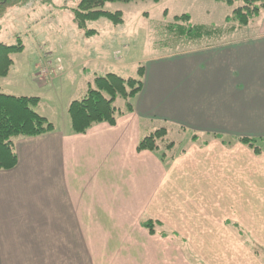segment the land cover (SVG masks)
Masks as SVG:
<instances>
[{"label":"crops","instance_id":"obj_1","mask_svg":"<svg viewBox=\"0 0 264 264\" xmlns=\"http://www.w3.org/2000/svg\"><path fill=\"white\" fill-rule=\"evenodd\" d=\"M259 15L247 37L141 60L143 86L115 125L74 134L67 109L76 96L60 111L41 98L35 109L54 130L16 139L17 165L0 170V264H193L195 252L208 264H259L239 229L264 231V154L255 157L239 141L228 149L216 137L167 164L137 149L173 126L223 138L264 134V9ZM99 73L90 72L86 93ZM145 215H165L193 255L170 237L151 236L141 226ZM211 245L226 247L230 258H210Z\"/></svg>","mask_w":264,"mask_h":264},{"label":"rangeland","instance_id":"obj_2","mask_svg":"<svg viewBox=\"0 0 264 264\" xmlns=\"http://www.w3.org/2000/svg\"><path fill=\"white\" fill-rule=\"evenodd\" d=\"M243 3L244 0H235L233 5L215 0H209V2L201 0L110 1L97 8L107 12L108 15L87 21L85 27H82L75 17V12L80 10L81 0H22L21 4L7 8L0 17V44L21 46L20 51L9 54L13 60L11 65L6 66L5 63L3 66L5 75L0 77V91L17 96L42 98L45 105L57 107L60 111L61 106L66 105L70 96H76L75 98L79 99L86 94V89L83 90L85 81L93 70L97 73L104 72V74H97V77L114 72L125 78L138 77V70L140 66H143L139 64L141 60L144 61L164 52L180 53L190 50L199 42H223L235 37H247L254 30L259 29L260 15L255 16L249 26H238L228 20L233 10ZM176 12L190 14L191 18L188 21L177 19ZM196 25L202 27L199 30L194 28L195 33L192 36L189 33L180 32V29L187 30L188 27ZM209 29L212 30L210 33ZM197 35L200 37L197 38ZM207 35L209 38H206ZM93 83L94 81L91 84ZM120 99L122 98L118 99L116 105L124 108L126 102ZM47 110L50 109L47 108ZM175 127H167V134L159 140L165 139L166 143H170L172 147L168 150V155L164 157L165 161L171 160V155L176 157L180 153H186L187 148L193 143L199 145L203 141L210 143L215 139L212 135L189 128L181 130ZM219 136L225 142L224 147L228 149L237 142V137ZM253 139L260 142L258 150L261 153L256 154L249 148L248 150L253 152L255 157H261L264 154V142H262L264 134ZM173 142L174 145H172ZM232 152L231 150L228 153ZM230 156L229 158L232 159L235 155ZM257 167L261 172L262 167L259 165ZM168 171L167 169V173ZM209 173H216V171L209 167ZM195 177L202 178L199 175ZM212 182L214 180L209 181V184ZM202 185L205 188L208 184L202 182ZM216 190L221 192L220 189ZM259 204L264 209V189L263 194H260ZM166 215L168 220L172 219L171 222L175 223L174 213ZM151 220L154 223L152 233L143 226V222ZM164 220L165 215H158L157 218L145 215L141 218V226L151 236L172 238L174 244L185 255L188 252L193 255V247L189 245L186 247L183 237L171 235L170 230L175 232V229H172V226ZM233 223L234 221L229 220L227 225ZM238 226L242 225L238 223ZM239 232L247 238L248 242L249 240L253 242L254 245L249 243L252 247L247 246V248L253 249L257 254L255 257L259 259V264H264V231L246 229L242 226ZM209 251H212L209 252L210 258L217 254L226 259L230 258L227 257L226 247L211 245ZM194 256L193 264H208L198 253L195 252ZM191 259L193 261V256Z\"/></svg>","mask_w":264,"mask_h":264},{"label":"trees","instance_id":"obj_3","mask_svg":"<svg viewBox=\"0 0 264 264\" xmlns=\"http://www.w3.org/2000/svg\"><path fill=\"white\" fill-rule=\"evenodd\" d=\"M110 1L131 2L134 0H81L80 10L75 12L76 20L79 25L85 27L87 21L96 20L107 12L97 10ZM160 1V0H154ZM223 1L229 5L234 4L235 0H215ZM22 0H0V17L3 16L6 9L10 6L21 4ZM264 9V0H244L243 5L235 8L229 21H233L238 26H246L249 22ZM112 18V17H109ZM177 19L187 20L189 14L177 16ZM184 27V26H181ZM202 26L188 27L180 29L181 33H189L191 36L195 33L194 28L198 30ZM212 30L209 29V33ZM21 46L0 44V77L4 76V65H11V53L20 51ZM144 69L140 66L138 77L125 78L116 73H109L105 76L97 77L93 84L89 85L87 93L81 99L73 100L68 106V115L71 121V127L74 134H85L92 127L102 123L115 125L119 116L131 112L133 106L130 102L143 86ZM119 98L126 104L123 107L116 105ZM40 99L31 96H17L0 92V170H10L18 163L15 152V141L21 137H37L54 130V125L41 115L35 107ZM167 134L166 128L157 129L150 136L139 141L138 151L149 150L160 154L164 159L168 155V150L172 147L166 140H161ZM214 137L220 139L219 135ZM221 140V139H220ZM159 141V142H158ZM222 141V140H221ZM237 141L260 154L258 150L259 141L253 138L239 137ZM225 143L224 141H222ZM257 144V145H256ZM174 145V142L172 143ZM164 151V152H161ZM173 152V150H172ZM174 160L175 156H170ZM151 233L154 230L153 221L143 222Z\"/></svg>","mask_w":264,"mask_h":264}]
</instances>
